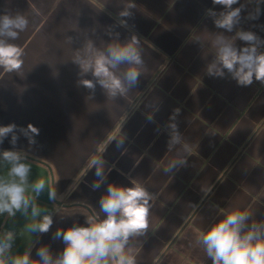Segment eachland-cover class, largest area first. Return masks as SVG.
<instances>
[{
  "label": "crops",
  "instance_id": "1",
  "mask_svg": "<svg viewBox=\"0 0 264 264\" xmlns=\"http://www.w3.org/2000/svg\"><path fill=\"white\" fill-rule=\"evenodd\" d=\"M129 3L135 7L121 26L117 13ZM233 7L242 8L238 27L264 40V0ZM209 9L222 10L212 0H0V13L29 19L14 41L24 50L21 70L0 68V126H17L15 150L31 166L30 182L46 183L37 206L54 219L41 235L29 230L38 219L30 211L0 216V233H16L13 253L31 249L36 258L42 244L59 253L64 245L52 234L98 212L109 183L141 184L154 196L147 233L131 241L136 264H212L197 242L212 224L233 210L264 220V84L240 87L230 77L206 75L215 53L211 40L221 31ZM109 29L121 40L139 36L143 72L124 96L106 97L97 86L90 98L77 86L79 69L71 60L89 37L103 47ZM173 122L182 142L170 150ZM29 124L38 130L28 133L34 145L20 131ZM10 140L0 150L12 148ZM178 155L187 165L165 172ZM96 158L103 161V182L94 190L101 180ZM6 174L0 162V176Z\"/></svg>",
  "mask_w": 264,
  "mask_h": 264
},
{
  "label": "clouds",
  "instance_id": "2",
  "mask_svg": "<svg viewBox=\"0 0 264 264\" xmlns=\"http://www.w3.org/2000/svg\"><path fill=\"white\" fill-rule=\"evenodd\" d=\"M221 6L218 13L212 9L206 14L213 25L221 31L214 34L211 46L214 56L205 66L210 77H230L240 87H250L254 82L264 84V40L254 32L239 28L241 7H233L239 0H212ZM134 3H129L118 13L121 26L126 25L124 17L132 15ZM29 25V19L22 13H0V68L6 72H18L23 66L24 50L14 43ZM225 33H234L232 37ZM109 39L103 47L89 37L76 50L71 60L78 69L77 86L89 90V97L99 86L106 97L115 99L124 96L137 87L144 68L140 38L133 33L121 40L120 34L111 29L106 31ZM74 42L72 36L67 37ZM237 41L243 42L238 45ZM199 43V38H197ZM91 78H88V77ZM176 115L179 109L175 110ZM171 131L167 147L171 150L182 142L177 123L170 124ZM28 136V142L35 144L37 129L29 124L28 130H20ZM11 135L10 149L0 150V162L7 165V174L0 176V216L15 217L17 213L29 211L37 221L29 226L33 233L41 235L52 230L51 214H41L37 198L45 191L43 179L30 182L32 172L26 156L15 150L18 141L17 126H0V144ZM187 159L177 156L164 169L173 172L187 165ZM92 166L101 180L95 182L94 190L103 182V161L93 159ZM31 191V194L29 192ZM48 198L56 199L54 187L47 188ZM154 196L141 184L123 186L109 183L99 199V211L87 216L83 224L73 223L66 228H57L52 234L64 246L54 254L49 245L42 244L36 249L13 253L16 233L6 230L0 233V264H136L132 255L131 241L147 233L149 215ZM212 264H264V220H253L243 210H233L223 215L203 232L197 241Z\"/></svg>",
  "mask_w": 264,
  "mask_h": 264
},
{
  "label": "water",
  "instance_id": "3",
  "mask_svg": "<svg viewBox=\"0 0 264 264\" xmlns=\"http://www.w3.org/2000/svg\"><path fill=\"white\" fill-rule=\"evenodd\" d=\"M58 204H62L61 202H58Z\"/></svg>",
  "mask_w": 264,
  "mask_h": 264
}]
</instances>
